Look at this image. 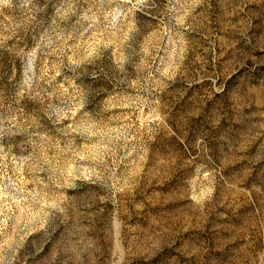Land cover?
<instances>
[{
    "label": "rangeland",
    "instance_id": "1",
    "mask_svg": "<svg viewBox=\"0 0 264 264\" xmlns=\"http://www.w3.org/2000/svg\"><path fill=\"white\" fill-rule=\"evenodd\" d=\"M0 264H264V0H0Z\"/></svg>",
    "mask_w": 264,
    "mask_h": 264
}]
</instances>
